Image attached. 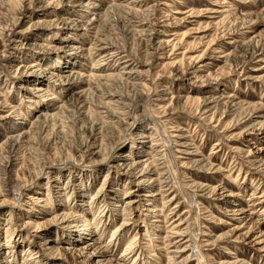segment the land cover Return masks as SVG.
Returning <instances> with one entry per match:
<instances>
[{
    "label": "rangeland",
    "instance_id": "374dc122",
    "mask_svg": "<svg viewBox=\"0 0 264 264\" xmlns=\"http://www.w3.org/2000/svg\"><path fill=\"white\" fill-rule=\"evenodd\" d=\"M87 1L83 0L82 3H88ZM222 1L225 3L221 5H211V2H215L214 0L136 2L133 12L135 15L131 21L140 20L142 23L127 21V17L131 16L132 12L125 10V7L120 12L108 9L112 4L108 0L99 2L97 9L92 7L94 1H90L92 4L89 7L84 5L80 8H73L62 3L58 6L54 4L56 7L47 15H44V11L40 9H35L31 16L27 15L22 27L16 29V33L14 32L18 36L21 35L24 45L9 50L11 59L9 64L0 63V98L1 100L5 98L8 105L3 108L2 115L9 118L0 119V131L8 130L13 123L19 124L22 127L21 131L32 136L31 146L34 150H39L41 153H44L45 148L43 137L49 133L51 146L49 145L48 152L50 151L51 158H55L56 161L71 156L77 159H75L76 162L72 160L73 164L69 166L54 165L41 172L35 180L36 183L33 182L30 189L26 191L27 196L23 197L22 202H17L14 208L7 205L0 207V264H25L23 263L25 256L36 252L34 249L37 248L35 244L37 242L44 248L45 243H51L57 248H54L56 251L51 255H48V250H45V253L44 251L39 253V257L33 264H91L87 260L88 252L82 253L80 247L72 240V235L77 236L83 231V235L87 236L91 231L80 227L81 222L69 224V219L61 220L65 212L76 211L81 207L86 213L88 212L87 217L99 215L98 218H93L92 226L97 220L102 221L101 226L105 223L103 226L105 232L97 245L110 246L112 254L108 253L104 259L109 258L112 262L119 259L126 264H166V257L170 254L163 252L161 239L170 230L172 224L178 220L187 219V230L182 229L185 232L178 236L171 231L167 233L170 235L168 242L172 246L169 250L176 252L171 259V264H219L231 261L234 257L248 264H264V174L256 169L250 161L252 158L249 157L251 149L262 148L259 154L264 158V126L261 130L260 126L249 129L246 119H243L245 110L256 105L254 122L264 121V69H262L264 66V0ZM212 7L233 11L231 14H212L207 11ZM99 13L103 14V17L89 28L85 26L83 29V27L71 25L72 20L81 19L79 18L81 14L86 17L83 19L93 17L96 19L100 17L101 14L96 17ZM37 22L45 27L33 26ZM149 23L154 26L151 27ZM151 29H154L152 33L155 36L158 32H166L165 35L158 33L156 42L161 39L173 40V34H179L178 38L175 37L177 41L182 39V43L177 54L188 49L190 55H198L210 41L215 40L213 44H220L219 47L222 46V48L213 54L218 60L216 59L215 64L203 75L211 72L215 76H220L221 72L224 73L225 76L220 77L222 80L212 84L210 88L217 85L218 90L227 93L226 95L231 96V99H236V102L241 101L240 108H232V105L229 106L230 103H221L216 108V115L212 122L205 120V117L215 109L207 115H203L204 111L201 110L197 114L196 105L186 102V98L188 95L202 96L206 92L204 88L207 84L191 79L190 76L186 78L173 76L172 68L168 64L170 62L165 59L171 55V47H168L165 50L166 55L160 58L163 51L160 50L158 54L147 47L149 37L141 36L138 32L147 33ZM19 31L23 32V36ZM254 34L259 44H263V50L246 64L239 63L246 54V50L237 53L235 56L238 58L237 61L227 62L218 57L233 51L230 42L234 36L247 43ZM107 39L115 44L114 47H119V51H123V54L129 55L131 61L128 63L134 67L132 70H136V74L139 72V76L133 80L137 84L139 95L129 85L130 83L127 84L126 81H122L124 84L118 83L115 79L119 75L122 79L125 78V72L129 71L130 67L124 66L122 59L115 60L107 54V51H111L108 49L112 47L99 49L101 47L99 45L107 42ZM199 39L202 44H199ZM216 45L212 46L217 47ZM52 47H61L63 52L61 54L45 53L46 49ZM89 48L91 54H88ZM37 55L39 60L35 62ZM56 57H60L58 59L60 63L55 61ZM40 58L43 59L40 60ZM232 58L234 59L233 56ZM34 62L37 66L30 68L29 66ZM238 63L241 66L238 65L239 67L236 68ZM17 68L18 72L15 74ZM25 69H27L26 73L21 72ZM43 69H46V72L42 73ZM91 74L98 77L112 74L114 79L110 78L105 82L103 78H100L97 81L91 78ZM59 75L62 78L70 75V79L72 78L70 84L74 85L68 86V82L61 84ZM261 75L263 76L255 78ZM87 81L92 82L89 92H87L88 85L85 83ZM75 83L79 84V88ZM48 84L54 85L58 92L59 89L62 91L58 93L59 99L56 103L62 100L67 102L68 107L60 112L56 109L58 104L53 105L55 107L49 113H60H57V117L53 119L48 118L44 129H37L34 127L35 122L38 117L45 114L41 106L53 103L47 100L51 92L39 91L41 87H46ZM64 87H67L66 90L63 89ZM112 90H118L114 93L122 92L128 95V98L124 99L127 106L124 110L130 111V114H127L128 118H124L123 121L130 124L128 126L120 125L119 119L115 117H109L107 114L109 110L103 105L96 108L90 105L104 117L106 126L100 127L99 124H95L96 120L93 117L86 114L87 107L83 109V104L78 105L72 99L79 94V96L84 95L83 97L88 95L87 98L90 99L88 102L93 103L99 99L105 101L103 93L113 94ZM172 96L174 102L168 106V99ZM159 98H163L164 101H159ZM120 104L119 107H121ZM12 105L18 107L19 112L24 114V118L13 113L10 109ZM113 106L116 107L117 103H113ZM261 107L263 111H259ZM164 110L166 113H162ZM121 111L122 109L115 110V116L122 117L123 115L119 114ZM133 113L137 116L135 122H132ZM157 123L160 124L158 133H156ZM91 125L100 127L99 136L104 135L108 138L105 143L107 148H110V152L121 140V146L116 148L114 153L111 152V155L128 164L142 158H149L146 151L150 150V145L157 147L158 150L166 151L168 172L165 170L162 172L165 183H162L161 188L164 190L161 195H164L144 196L149 186L145 180L147 181L149 177L143 178L142 183L138 179L140 176L134 177L130 174L128 167L119 168L120 170L113 168L114 170L108 173L111 164L99 156V153H95L90 159L96 160L95 164H87L90 157L80 161L81 154L77 152L76 147L85 141L92 140ZM177 129L185 131H176ZM1 133L5 134V132ZM168 135L173 141L179 142L174 144L173 153L180 157L179 162L188 163L187 167H181V163L171 159L169 150L166 149L167 145L162 142ZM99 136L97 135V138ZM3 140L0 134V142ZM180 143L186 145H180ZM217 143L219 145H216ZM98 144L99 142H96L95 146ZM98 149L95 147L94 151L98 152ZM126 154L132 157H126ZM33 156L34 154L32 158L37 167L47 161L46 158ZM19 157L22 159L18 161H24L27 155ZM155 158H158V155H155ZM111 160L112 158L109 161ZM195 160L197 162L194 164ZM207 163L212 165L211 169ZM34 167L35 164L29 166L30 174L26 175V179L35 175L37 171ZM16 168L20 169V165ZM136 171L138 173L140 170ZM191 184H196L197 188L202 185L204 189L200 191L199 188H192ZM100 187L102 188L99 189ZM214 187L217 188L215 194L210 190ZM207 188L209 189L206 190ZM253 192L259 198L256 200L259 203L254 208L248 206L249 203L256 202L248 199ZM95 193L96 196L93 195ZM38 195L43 201L33 203L34 196ZM128 200L133 202L131 206L133 215L130 216L121 214V209ZM161 202L167 204L164 207L166 212L162 211L159 214L154 210L155 207L162 206ZM176 205L177 207L173 209ZM234 208L237 211L233 212ZM169 211L173 213L165 220V215ZM38 215L40 216L38 221L47 220V223L53 221L52 218L55 215L59 216L56 218L55 225L45 227L46 231L43 230L44 228L39 232L34 231L33 226L22 227V221ZM11 216L12 218L9 219ZM16 216L19 221L15 223ZM71 217L70 221L74 218ZM124 218H128L129 225L121 234L122 237H119L121 241L112 248L113 241H109L111 231ZM163 220L166 223H163ZM185 225L186 223L181 227ZM82 228L84 230H81ZM204 233L207 235H203ZM70 235L71 238H69ZM220 235H225L224 240L214 241ZM260 235H263V239L258 241L257 237ZM117 236L115 235L114 239ZM133 236L136 239L133 244H130ZM18 237L24 240L17 241L20 239ZM9 238L11 241L7 242ZM91 239L87 237L84 243L90 242ZM184 240L188 241L182 242ZM29 242H31L30 245ZM128 243L131 247H129L131 255L121 258V251L129 245ZM33 245L34 248H31ZM27 247L29 250L23 252ZM182 247L185 248L183 251H177ZM8 251L13 252L15 256L11 257ZM187 255L189 258L184 260L183 258ZM53 257L58 258L53 259Z\"/></svg>",
    "mask_w": 264,
    "mask_h": 264
},
{
    "label": "bare ground",
    "instance_id": "6f19581e",
    "mask_svg": "<svg viewBox=\"0 0 264 264\" xmlns=\"http://www.w3.org/2000/svg\"><path fill=\"white\" fill-rule=\"evenodd\" d=\"M82 1L83 0H52V1H48V0L47 1H45V0H0V63L9 64L10 60H11L10 56H9V50L14 49V48L16 49V48H19L22 45H24L23 41L21 39L22 38L21 35L18 36L17 34H14V32L16 29L22 27V25L25 22L24 21L25 18H27L29 15L30 16L33 15L35 9H40L41 11H44V15H47L49 13V11L53 10L54 7H56L54 4H57V6H58L62 3H64L65 5L73 7V8L74 7L80 8L84 5L89 7L92 4V3H90V1H94V3L92 4V7L94 9H97L99 7L97 4L99 2H103V0H88L87 1L88 3H82ZM142 1H146V0H108V2H112L111 6H109L108 9H111L112 11L114 10V12H116V11L120 12V10H122V8L125 7V10L132 12V15L127 17L128 18L127 21L132 22V23H134V22L142 23V21H140V20L139 21L138 20L137 21H131V20H133L134 15H135V14H133V12H134V6L136 5V2L140 3ZM214 1L215 2H211V5H221V4L225 3L222 0H214ZM219 8L220 7H212L210 10H207V11L209 13H212V14H216V13L231 14V12L233 11L231 9H225V8L223 10H220ZM125 10L123 12L126 13ZM105 13H107V12H105ZM100 14L101 13L97 14L96 17L99 16ZM102 15L103 14H101L100 17L96 18V19H95V17H93L92 19L91 18L83 19L86 17L83 14H81L80 15L81 17H79L81 19L72 20L73 24H71V25H76L78 27L80 26V27H83V29H85V26H87V28H89V26L92 25L95 21H97L98 19L103 17ZM195 15H197V14H195ZM104 16H105V14H104ZM213 17H215V16H213ZM149 24L151 27L154 26L152 23H149ZM33 26H36L38 28H40V27L44 28L45 27L40 22L33 24ZM153 30L154 29H151L147 33L144 31H138V32L141 34V36L149 37V39L147 40L148 44L146 43L147 47L155 50V52H158V54H159L160 50L163 51V52H161L160 58H162V56H165L166 55L165 50L168 47H171V50H170L171 55H169V57H165V59L169 60V62H170L168 64L170 65V68H172L171 74L175 77H178V78L179 77H182V78L185 77L186 78V76H190L189 78H191V79H194L196 81L199 80L201 83L207 84L208 87L206 86V88H204V91L206 90V92H204L205 94H202V96L200 95V96H194V97L188 95L186 98L187 99L186 102H189V103L191 102L192 104L196 105L195 111L197 114H199V112L201 110V111H204L203 115H207L208 113L212 112L215 109L212 113H210L209 115H207L205 117V120L212 122L214 120L215 115H216V108L219 105H221V103H225V104L230 103L229 106L232 105L231 106L232 108H240L241 101L236 102V99H231L232 97L226 95L227 93L220 91V89L218 90V87H216L217 85L214 86V88H210L212 86V84H217L220 80H222V78H220V77H222V76L224 77L225 76L224 73L221 72L220 76H215V74H212L211 72H208L207 74L203 75V73L205 71H207L209 69V67H211L213 64H215L214 61L217 58L213 54L217 53L218 50H220L219 48H222V46L219 47L220 44H217L218 45L217 46L216 44H213L215 42V40H212L207 44L206 48L198 55H190L188 49L185 50L184 52H180L179 54H177L178 50L181 49V43H182V39L178 40V41L176 39V37L178 38L179 34H173L174 35L173 40L161 39L160 41L156 42V39H158L157 36H158L159 32L157 33V36H155V35H153V33H154ZM21 31H19V32L23 36V32H21ZM17 33H18V31H17ZM165 33L166 32L164 31V32H160L159 34L165 35ZM184 35H186V34H184ZM184 35H183V37H184ZM69 37H71V36H69ZM238 39H239V37H235V36L232 38V41L230 43L233 46V51L231 53H228L225 55L222 54L218 57L225 59V61H227V62H231V60L238 59L237 57H235L237 55V53L246 50V54H244L243 58H241L240 62H239V63L244 65V64H246V62L252 60V58L255 55H257V53H259L260 51L263 50V44H261V45L259 44V41L256 40L255 34L252 35L247 40V43L242 42V40H238ZM199 44H202L201 40H200ZM212 45H216L217 47L212 46ZM99 46H101L99 49H102V50L105 49L106 47H112V48L108 49L111 51H107V54H110V56H112L115 60L122 59V63L124 64V66H126L127 68L130 67L129 68L130 70L125 72V75H124L125 78L122 79V77H120V75H119V77L115 78L118 80V83H120L122 81H126L127 84L130 83L129 85H131L132 88L135 89L137 94L140 93V92H138L137 84L133 82V80L137 76H139L138 75L139 72L136 74V70L135 71L132 70L134 67H131L132 64L128 63L131 61V59L129 58V55L123 54V51H119V47H114L115 44L112 41H109L108 39H107V42H102ZM74 48H78V47L74 46ZM79 48H81V47H79ZM90 48L88 50V54H91ZM61 49H62L61 47L60 48L59 47H52V48L46 49V51L45 50L44 51L47 54H52V53L61 54L63 52ZM223 53H224V51H223ZM179 55H180V57H178ZM232 56L234 57V59L232 58ZM42 59L43 58H40V60H42ZM58 59H60V57H56L55 61L60 63V61ZM38 60H39V56L37 55V57L34 61L36 62ZM259 61H260V59H259ZM35 62L32 63L29 67L30 68L36 67L37 65L35 64ZM51 62H52V60H51ZM239 63L236 65V68L239 67L238 66V65H240ZM99 64H100V62H99ZM52 66H55V65H52ZM27 69H25L21 72L26 73ZM258 69H261V68H258ZM262 69H264V66H262ZM17 72H18V68L15 69V74H17ZM44 72H46V69L42 70V73H44ZM48 73H50V72H48ZM50 74L54 75L53 73H50ZM90 76H91V78L96 79L97 81L100 80V78L101 79L103 78L105 82L108 81L110 78L114 79V76L112 74H106L103 77L102 76L101 77L100 76L99 77L93 76V74H91ZM262 76L263 75L257 76L255 78H259ZM59 77H61L60 78L61 84H63V83L65 84L68 82V86L74 85V84H72V85L70 84L71 83L70 81L72 80V78L70 79V75H66V76H64V78H62V76L59 75ZM43 78H44V76H43ZM85 83H87V85H88V88H87L88 91L87 92H89V89H90V86L92 85V82L87 81ZM75 85L77 88H79V84L75 83ZM107 86H109V85H107ZM66 88L67 87H64L63 89L66 90ZM56 89L57 88L51 84H48L46 87H43V88L41 87L39 89L40 92H44V93L51 92V95L48 97L47 100L53 101V103L50 105L45 104V105L41 106L45 110V114H42L40 117H38L37 121L35 122L34 127H36L37 129H44V125H45L46 120L48 118L53 119L54 117H57L56 116L57 113L62 112V110L66 109L68 107L67 102H63L62 100H60L61 102L57 101L59 103H56V100L59 99L58 93L62 92L60 89H59V92ZM95 89H97V88H95ZM98 89H99V87H98ZM82 91H84V90H82ZM112 91H113V94L109 93V92L103 93V97H104V99H106L105 101H102L99 99L98 101H96V102L94 101L93 103L88 102V100H90L87 98L88 95L83 97L84 95L79 96V94H76V96L72 97V99L75 102H77L78 105L83 104L82 105L83 109L86 106L87 107L86 109L88 111V112H86V114L93 117L97 122V123L95 122V124H99L100 127H102L104 125L106 126V123L103 119L104 117H102L99 113H97L95 108L102 106V105L109 110L108 111L109 113H107L109 115V117H111V118L115 117L116 119H119L120 125L125 124V126H128L130 124L123 122L124 118H128L126 115L130 114V111L126 112L124 110V108L127 107L126 104L124 103V99H127L128 95L125 93L123 94L122 92L121 93H114V92H118V90H112ZM0 95H1V93H0ZM224 99H226L227 101ZM159 101L163 102L164 100L162 98ZM168 101H169L168 106L172 105L174 102L173 96L170 97L168 99ZM113 103H117V106L114 107ZM119 103H121L120 104L121 107H119ZM56 104H58L56 109H59L60 112L49 113L50 110L54 109L55 106H53V105H56ZM90 105H93L95 108L90 107ZM6 106L8 107L6 99L4 98L1 100V98H0V119H4V120L9 119L8 116L2 115L3 108H5ZM156 106L158 107V104ZM261 106H263V105H261ZM256 108H257L256 105H254V107H252V108H247L245 110L246 113H245L243 119H246L245 122L247 124V127H250L249 129L255 128V126H260V130H261L262 127L264 126V121L263 120L255 121L256 124L254 122ZM10 109L13 110V113H17V116H21L22 118H24V114L22 112H19L17 106L12 105V106H10ZM117 109H122V111L120 113L117 112L121 116L123 115L120 118L115 116L114 112ZM235 110H233V111H235ZM231 111H232V109H231ZM259 111H263V108L261 107ZM162 113H166V110L162 111ZM132 119H133L132 122H135V120L137 119L136 114L133 113ZM82 120L83 119H81V121ZM153 120L156 121V119H154V118H153ZM156 125H157L156 133H158L159 132L158 127H160V124L157 123ZM100 127L97 128L96 126L91 125L90 131H91V133L93 132L92 133V140L90 142L85 141L82 144L77 145V147H76L77 152H79V154H81V156H79L80 157L79 160L82 161L84 158L90 157L89 162H87V164L88 165L89 164H95L96 160H94V159L90 160V159H92V157L95 155V153L96 154L99 153V156H102L103 159L105 158L106 161L111 164V166H109L110 170L108 171V173L109 172L111 173V171L114 170L113 168L119 169V168H123V167H128V169L130 170V174H132L134 177H137V175H139L140 177H138V179H140V182H142V183H143V178L149 177V179L147 181L145 180V182H147L148 183L147 185H149V186L146 188L147 191L144 193V196H146V197H150V196H154V195L163 196L164 194L161 195V193L164 192V190H162L161 188H162V183H165V181H164V174L162 172H165V171L168 172V170L166 169V165L168 163V159H167L168 156L166 155V151L158 150L157 147H153L152 145H150L149 146L150 150L146 151V155H149V158H142L141 160H139L137 162H134L132 164H128V163H126V161H120L116 157H114V155H111V152L114 153L116 148L121 146L120 145L121 140L118 142V144H116L117 147L115 149L111 150V152H110V148L108 149L107 143H105V140H107L108 138H106L104 135L99 136ZM21 129H22V127L19 126V124L13 123V126L8 127V130L0 131V134L4 138V140L0 142V207L7 205L10 208H14L16 206L17 202L19 203V202L23 201L22 200L23 197L27 194L26 191H28V189H30L33 182L36 183L35 180L38 179L37 176H39L41 174V172L45 171L46 169H49L51 166H54V165L55 166L57 165L58 167L69 166L70 164H73L72 160L75 161V159H77L76 157L74 158L72 156L67 158V159H58L57 161L55 160V158H51V153H50V151L48 152V150L51 146L50 145L51 143L49 141L50 140L49 139V137H50L49 133H48V135L45 133L46 135L43 137V140H42L44 142V147H45L43 149L44 153H41V151H39V150H37V151L34 150V148L31 146V143H32L31 137L32 136L30 134L27 135V133H24V131H21ZM118 131H121V129H118ZM176 131H181V132L183 131L184 132L185 130L177 129ZM1 132H5V134H3ZM97 135L99 136V138H97ZM148 136H150V135H148ZM93 139H95V140H93ZM151 139H153V138H151ZM96 142H99L98 146H95ZM162 142L164 143V145H167L166 149L169 150V154H170L171 159H173L174 161H178V159L180 157L176 156L175 153H173V151L175 148L174 144H178L179 142L173 141V139L170 138L169 135L166 137V140L162 141ZM180 145H186V144L180 143ZM216 145H219V144L217 143ZM94 146L99 148L98 152L94 151V148H95ZM261 150H262V148H257L255 150L251 149L249 151V157L252 158L250 161L253 163V165L256 167V169L260 170V172H262L264 174V158L261 157V155L259 154V152ZM177 151H179V150H177ZM179 152H181V151H179ZM181 153H187V152L183 151ZM33 154L35 157L46 158L47 161L43 165H39V167H37L36 162H34V160L32 158ZM24 155H27L26 159L24 161L23 160L18 161L19 159H22L19 156H24ZM155 155H158V158H155ZM125 156L126 157H132L130 155L128 156L127 154ZM111 158H112V160L110 162L109 160ZM150 159H152V160H150ZM196 162L197 161L195 160L193 163L195 164ZM179 163H181V167H187L188 166V163H185V162H179ZM31 164H33V165L35 164L34 168L37 172H35V175L33 177H31L30 179H26V175L30 174L29 166ZM17 165H20V169L16 168ZM207 165L210 166L209 169L212 168V165H210L208 163H207ZM136 170H140V171L137 173ZM163 170H165V171H163ZM107 176H108V174L105 176V178ZM195 185L191 184L190 187L193 188V187H195ZM101 188L102 187H100L99 189H101ZM195 188H197V187H195ZM198 188L200 189V191H202L204 189V187H202V185ZM208 189L209 188H207L206 190H208ZM216 189L217 188H215V187L212 189L210 188L211 193L215 194ZM93 195L96 196L97 194L95 193ZM68 198H69V196L67 197V200H68ZM248 199H249V201L252 202L253 200L254 201L258 200L259 198H257L256 193L253 192L249 195ZM40 201H43L42 197L40 195L34 196L33 203L34 202L39 203ZM258 203L259 202H257V201L252 202V203H249L248 206H252V208H254L258 205ZM132 205H133L132 200H128V202H126L124 204L123 208L121 209V211H122L121 214L129 215V216L133 215V209L131 207ZM166 205L167 204H165V202H163L162 206L161 207H155L154 211L159 212V214L162 211L166 212V210L164 209V207ZM127 207H129V208H127ZM176 207H177V205L173 209H175ZM232 211L234 212L237 210H235V208H234V209H232ZM87 213L84 210V208L81 207V208H79V210H76V211H71L69 213L65 212L63 215V218L61 219V220L69 219V224H71V222H73V223L81 222L80 227L85 228V230H87L89 232L91 231L90 234H88L87 236L83 235L84 234L83 231H81V233L79 232V235H77V236L72 235V240H74L73 243L77 244L80 247L82 253L88 252V255H87L88 259L87 260L91 264H126L124 261L119 260V259H116L113 262L109 258L104 259L106 256H108V253L112 254L111 250H110L111 249L110 246H103L102 247L101 245H97V243L99 242V240L101 239V237L103 236V234L105 232V230L103 229V226L105 225V223L101 226L102 221L97 220L96 224L94 226H92V224L94 223L93 218L94 217L98 218L99 215L95 214L91 217L90 216L87 217L88 216ZM172 213H173V211L167 212L165 215V220H167L169 215ZM58 216L59 215H55V217L52 218L53 221H51L50 223H47L48 222L47 220L42 221V222L38 221L40 218L39 215L38 216H32L30 219H28L26 221H22V227L30 228L31 226H33V227H35L34 231L39 232L43 228H44L43 230H45L46 229L45 227H48L52 224L55 225V222H57L56 218ZM71 216L74 217L72 219L73 221L72 220L70 221ZM11 218H12V216L9 217V219H11ZM99 219H101V218H99ZM131 219H133L132 216H131ZM186 220L185 219L178 220L177 222L172 224V226H170V230H168L167 233L171 231V233L178 236L181 233L185 232L182 229L187 230L188 224H187ZM17 221H19L18 216L15 217V223ZM163 223H166V222L163 220ZM185 223H186L185 227H181ZM127 225H129L128 218H124V220L121 223L117 224L116 228L111 231V236L109 238V241H113L112 248H115L117 243L121 241V240L119 241V237H122L121 234L126 230ZM83 228L81 230H84ZM167 233L161 239V244L163 246L162 247L163 252L165 254H170V255H167V257H166V260H167L166 264H171L172 263L171 259L174 258L176 252H175V250H169V248L172 246H171V243L168 242L170 240L169 239L170 235H168ZM262 233L263 232H261V234ZM115 235H118L116 239H114ZM203 235H207V234L204 233ZM10 237L12 238L13 236H10ZM87 237H91L92 239L90 240V242L84 243V241L87 239ZM11 238L7 239V242L11 241ZM18 238H20V239H18L17 241H20V240L23 241L24 240V239H21V237H18ZM69 238H71V235L69 236ZM224 238H225V235H220L219 237L215 238L214 241H216V240L222 241V240H224ZM135 239H136V237L133 236L131 241H130V239L128 241H130L129 242L130 244H133V241ZM262 239H263V235H260L257 237L258 241H261ZM186 241H188V240H184L182 242H186ZM30 243L31 242H29L28 244L30 245ZM173 243H175V242H173ZM35 244L37 246V248L34 249V250H36V252L26 255L25 259L23 260V263L33 264L34 261L39 257L38 256L39 253H41L42 251H44V253H45L46 252L45 250H48L49 251V252H47L48 255H51V254H54V252L56 251V250H54V248L55 249L57 248V247L51 245V243L43 244V246H45V248L42 247V245H40L38 242ZM130 244L127 245L125 247V249H123L121 251V255H120L121 258L123 256H125V257L129 256L130 257V255H131V251L129 250L131 248ZM5 246H6V244H5ZM31 248H34V245ZM184 249L185 248L182 247L181 249H179L177 251H183ZM25 250L28 251L29 248L27 247L26 249L23 250V252ZM167 250H169V252H166ZM7 253H9V255H11V257L15 256V254L11 251H8ZM58 254L60 255V253H58ZM56 258H58V257H53V259H56ZM188 258H189V256L187 255V257H185L183 259L185 260ZM219 264H248V262H244L243 260H239V259H236L234 257V259L231 261H227L226 263L220 262Z\"/></svg>",
    "mask_w": 264,
    "mask_h": 264
}]
</instances>
